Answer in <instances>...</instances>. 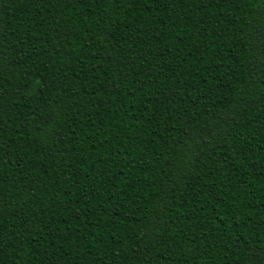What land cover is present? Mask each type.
Returning a JSON list of instances; mask_svg holds the SVG:
<instances>
[{"label":"trees","instance_id":"obj_1","mask_svg":"<svg viewBox=\"0 0 264 264\" xmlns=\"http://www.w3.org/2000/svg\"><path fill=\"white\" fill-rule=\"evenodd\" d=\"M0 264H264V0H0Z\"/></svg>","mask_w":264,"mask_h":264}]
</instances>
